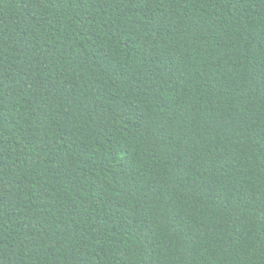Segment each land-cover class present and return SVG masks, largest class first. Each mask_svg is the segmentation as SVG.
<instances>
[{"label": "trees", "instance_id": "1", "mask_svg": "<svg viewBox=\"0 0 264 264\" xmlns=\"http://www.w3.org/2000/svg\"><path fill=\"white\" fill-rule=\"evenodd\" d=\"M0 264H264V0H0Z\"/></svg>", "mask_w": 264, "mask_h": 264}]
</instances>
